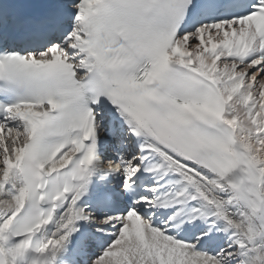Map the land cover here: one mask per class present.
Returning <instances> with one entry per match:
<instances>
[{
	"label": "snow or ice",
	"instance_id": "1",
	"mask_svg": "<svg viewBox=\"0 0 264 264\" xmlns=\"http://www.w3.org/2000/svg\"><path fill=\"white\" fill-rule=\"evenodd\" d=\"M0 264H264V0H0Z\"/></svg>",
	"mask_w": 264,
	"mask_h": 264
}]
</instances>
